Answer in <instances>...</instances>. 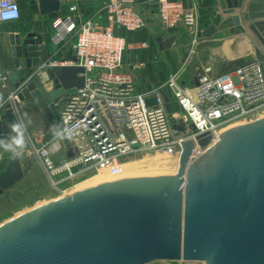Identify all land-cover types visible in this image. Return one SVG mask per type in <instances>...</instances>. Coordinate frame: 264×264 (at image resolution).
Instances as JSON below:
<instances>
[{"label":"water","instance_id":"obj_1","mask_svg":"<svg viewBox=\"0 0 264 264\" xmlns=\"http://www.w3.org/2000/svg\"><path fill=\"white\" fill-rule=\"evenodd\" d=\"M245 1L219 0L214 26L198 37L232 23L236 35L252 43V63L264 80V8L259 7L264 0H252L246 13ZM238 7L240 13L233 16ZM39 11L56 14L60 4L39 0ZM41 45L40 36L28 35L15 46L6 67L19 77L14 85L17 107L35 100L59 121V100L86 87V71L46 67L51 55H41ZM158 45L164 50L161 39ZM156 104L155 98L146 101L147 107ZM7 110L14 119L12 105ZM167 110L171 114L169 106ZM47 116L54 119L49 112ZM171 123L175 137L195 131L182 120L172 118ZM0 134L6 141L2 122ZM210 141L209 136L199 138V146L208 149L194 162V142L183 144L179 175L151 173L104 183L5 223L0 226V264H264V118L221 134L212 147ZM25 175L20 157H13L0 174V195Z\"/></svg>","mask_w":264,"mask_h":264},{"label":"built area","instance_id":"obj_2","mask_svg":"<svg viewBox=\"0 0 264 264\" xmlns=\"http://www.w3.org/2000/svg\"><path fill=\"white\" fill-rule=\"evenodd\" d=\"M80 1L84 0H76ZM150 1L156 5L166 32L181 29L198 35L196 11H186L174 0ZM101 5L97 15L81 19L74 3L68 7V15L52 20L54 47L61 50L68 46L77 61L50 57L45 66H79L86 71V87L68 99L59 113L58 137L71 143L73 156L56 163L45 132L28 136L31 154L56 190L63 191L62 187L94 172L115 171L136 155L161 153L180 159L188 141L195 144L190 157L194 162L208 149L199 146V138L209 136L212 147L226 129L264 117V80L253 63L219 75L206 69L193 87L180 85L178 76L173 75L158 87L136 92L131 76L121 68L127 52L140 46L128 42L127 37L143 29L144 19L137 12L136 0H101ZM11 12L15 16L3 18ZM21 17L18 0H0V23L17 22ZM147 47L148 43L141 44V48ZM167 90L172 91L182 117L170 116L164 97ZM152 98L157 104L147 107L146 101ZM17 103L16 91L5 97L0 94V114L12 105L17 119ZM172 118L177 123L182 120L187 128L194 126L195 131L175 137Z\"/></svg>","mask_w":264,"mask_h":264},{"label":"crops","instance_id":"obj_3","mask_svg":"<svg viewBox=\"0 0 264 264\" xmlns=\"http://www.w3.org/2000/svg\"><path fill=\"white\" fill-rule=\"evenodd\" d=\"M174 1H178L186 11H196L198 35L188 31L184 32L181 29L166 32L158 19L156 5L150 0H136V9L144 19V27L138 33L128 35L127 39L128 42L140 46L136 50L127 52L121 68L125 75L131 76L136 92L158 87L173 75L180 78V73L185 68L188 70L193 64L195 65L194 72L212 69L215 74L219 75L256 60L252 43L245 35H236V27L232 23L218 26L216 32L209 37H198L200 33L214 26L215 10L219 0ZM18 2L22 14L21 19L12 23H0V86L6 84L9 90H14V85L19 81V77L12 74L14 70H8L6 67L9 61L12 63L16 45L28 35L34 34L42 39L41 55H51L56 61L69 58L72 54L68 46L59 50L52 43V20L60 15H68V7L74 3L78 7L77 15L81 19L97 15L102 6L101 0H84L78 3L76 0H49L53 4L59 3L60 11L56 14L42 16L39 11V0H18ZM251 3L252 0L244 2L242 9L245 13L248 12ZM259 5L262 10L264 5ZM235 10L236 13L233 16L240 13V7ZM159 39L165 44L164 50L159 48ZM142 43H148V47L141 48ZM206 57L208 60H205ZM193 70L192 73L186 74V81L182 84L190 87L195 85L197 77H194ZM5 78H7V83ZM30 86L35 90L33 82ZM49 89L47 87V91H50ZM65 96L59 100L56 108L58 114L67 100ZM164 97L167 106H172L174 102L172 91L164 92ZM49 110V107L46 110L41 109L35 100L25 101L18 106L19 117L11 119L9 110L4 109L0 114V122L3 124L5 137L8 136L7 129L11 128L13 122H20L24 125L27 138L36 131L48 130L53 122L58 121L56 115ZM48 112L54 119H48ZM10 135L14 133L10 132ZM56 149V147L51 148L53 156Z\"/></svg>","mask_w":264,"mask_h":264},{"label":"rangeland","instance_id":"obj_4","mask_svg":"<svg viewBox=\"0 0 264 264\" xmlns=\"http://www.w3.org/2000/svg\"><path fill=\"white\" fill-rule=\"evenodd\" d=\"M205 60H208V58L206 57ZM194 67L195 65L193 64L188 70L187 68H185L184 71L180 73V78L178 79L180 85L186 86L182 84V82L186 81V74L192 73L191 71L193 70ZM193 73H194V77H197L198 79L199 75L202 72L201 71L194 72L193 70ZM13 91L14 90L12 89L9 90L8 86L5 88L3 86H0V94L3 95L4 97ZM72 96L73 95H66L65 97L68 100ZM169 108L171 111L170 116H172L173 118L174 116H178V117L183 116V113L181 112L180 108L177 106L176 102H173L172 106L170 105ZM240 126L243 125H235L231 128L226 129L223 133L229 132L232 129ZM7 130L9 131V133L8 136L6 137V142H8L11 137L10 135L11 128L8 127ZM48 130H39V131H43V132L46 131L45 133L47 135V138L51 141L50 148L52 149L53 147L57 148L53 156L54 161L56 163H61L70 159L74 153L73 147L70 142L65 141L61 137H58L61 131V124L59 123V121L53 122L52 127L50 128L49 126ZM0 139H1V135H0ZM30 150H31V143L27 138L26 134H25V147H24V151L22 152L20 150L19 151L5 150V148L0 147V174L7 169L10 160L15 156L20 157L22 168L26 170V175L24 176L21 182H19L12 189L6 190L2 195H0V226L4 225L5 223L11 221L12 219L32 209L57 201L59 199L70 197L76 194L77 192L84 190L85 188L88 189L91 187H95L96 185H100L107 182L109 183L123 179L137 178L151 173H173L177 175L180 174V171L178 169L180 168L178 164L180 159L178 156H168L166 154H161V153L136 155L120 163L119 167H117L115 171L104 170L100 172H94L86 175L85 177L79 180L74 181L69 185L62 187L61 189L63 191L61 193L57 191L56 188L53 187L39 160L33 154H31ZM174 163H177V166H175ZM164 164H168V166L170 167L167 166V168L169 169L167 168L165 169ZM153 166H155L156 168ZM153 264H203V263L155 262Z\"/></svg>","mask_w":264,"mask_h":264},{"label":"clouds","instance_id":"obj_5","mask_svg":"<svg viewBox=\"0 0 264 264\" xmlns=\"http://www.w3.org/2000/svg\"><path fill=\"white\" fill-rule=\"evenodd\" d=\"M15 12L4 13L3 18L13 17ZM24 125L20 122H13L11 124V135L10 140L6 142L4 139H0V147L5 148V150H16L19 151L25 147V132Z\"/></svg>","mask_w":264,"mask_h":264},{"label":"bare ground","instance_id":"obj_6","mask_svg":"<svg viewBox=\"0 0 264 264\" xmlns=\"http://www.w3.org/2000/svg\"><path fill=\"white\" fill-rule=\"evenodd\" d=\"M157 158H158V157H157ZM175 160H176V159H175ZM156 161H157V159H156ZM158 162H159V161H158ZM174 162H175V161H174ZM176 162H177V161H176ZM170 163H171V162H170ZM174 164H175V166H177V163H174ZM174 164H173V165H174ZM178 164H179V162H178ZM156 165H157V162H156ZM156 165H155V166H156ZM173 165H172V166H173ZM155 166H153V167H155ZM167 166H168V164H164V168H165V169L167 168ZM157 167H158V166H157ZM168 167H170V166H168ZM155 168H156V167H155ZM159 169H160V168H159ZM162 169H163V168H162ZM167 169H169V168H167ZM175 169H176V168H175ZM178 169H179V168H178ZM173 170H174V168H173ZM168 172H169V171H168ZM107 183H108V182H107ZM103 184H104V183H103ZM100 185H101V184H100ZM96 186H98V185H96ZM85 189H86V188H85Z\"/></svg>","mask_w":264,"mask_h":264}]
</instances>
